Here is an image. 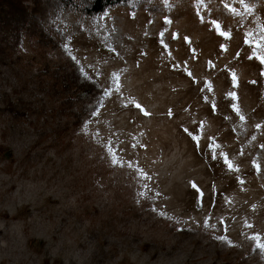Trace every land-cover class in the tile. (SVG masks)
<instances>
[{"label": "rangeland", "instance_id": "obj_1", "mask_svg": "<svg viewBox=\"0 0 264 264\" xmlns=\"http://www.w3.org/2000/svg\"><path fill=\"white\" fill-rule=\"evenodd\" d=\"M45 26L51 56L109 94L60 143L59 116L16 120L2 101L38 108L46 84L0 65V264H264V0L78 5Z\"/></svg>", "mask_w": 264, "mask_h": 264}, {"label": "trees", "instance_id": "obj_2", "mask_svg": "<svg viewBox=\"0 0 264 264\" xmlns=\"http://www.w3.org/2000/svg\"><path fill=\"white\" fill-rule=\"evenodd\" d=\"M127 0H0V65L17 64L18 70L23 63L31 78L38 86L46 84L42 94L46 97L43 105L35 107L31 101L24 100L16 89L14 99L12 93L3 95V102L10 108L8 111L16 120L23 118L27 112L34 121L44 118L60 117L62 123L55 130L57 138L64 142L62 134L69 129L70 124L77 126L83 118L89 116L84 111L83 104L94 98L102 97V91L91 81L79 84V71L76 63L70 57L63 55L52 57L53 39L46 33L45 23L51 14L59 8L80 6L83 13L93 15L102 13ZM27 41L34 51H24L23 42ZM16 69V66H15ZM40 90H43L40 88ZM50 104H47V103ZM101 101L99 102V104ZM76 106V107H75ZM37 108V109H35ZM35 115V117H33ZM70 138L68 141H71ZM67 141V142H68ZM58 142V141H57ZM62 146V147H61ZM64 145H59L64 149Z\"/></svg>", "mask_w": 264, "mask_h": 264}, {"label": "snow or ice", "instance_id": "obj_3", "mask_svg": "<svg viewBox=\"0 0 264 264\" xmlns=\"http://www.w3.org/2000/svg\"><path fill=\"white\" fill-rule=\"evenodd\" d=\"M200 2H201V0H197V3H198V4H199ZM165 23H170V21H168L167 19H165ZM212 24H213V25L219 30L220 25H219L215 20L212 21ZM160 35L163 36V33H161ZM218 35H219V36H222V37H225V38L227 39V38L229 37L230 34H229L227 31H218ZM175 36H176V34L174 33V34H173V38H175ZM245 37H246L245 40H244L245 45H250L251 42H250L249 39L247 38V34H245ZM185 39H186V42H187V38H185ZM251 46H252V47H255V48H260V45H258V44H257V45H251ZM220 47H221V49L226 50L224 44H221ZM239 55H240V53H237V56H239ZM72 58L75 59V57H72ZM247 58H248L249 60L253 59V54H249V55L247 56ZM255 58H256L261 64H264V54L257 55V56H255ZM261 75L264 76V72H261ZM116 81H117V87H118V78H116ZM250 83H255V81H250ZM232 84H233V87L238 86L237 83H236V77H235V74L232 75ZM108 94H109V91H108L107 89H105L104 92H103V95L107 96ZM228 95H229L230 97H232L233 100L236 99V93H235V92H229ZM136 107H137V108H140V110H141L145 115H148V113L145 112V111L143 110V108H142L139 104H136ZM213 107H215V106H213ZM233 107H235V105H233ZM169 115H171V112L169 113ZM240 119L243 120L244 117L241 116ZM256 127L259 128L260 125H257ZM184 131H185V132H188V129H184ZM188 134H189L190 136L192 135L191 132H188ZM193 139H197V138H196L195 136H193ZM109 152H110V153L112 152L111 148H109ZM221 155H224V154L221 153ZM212 158H213V159H216V156L213 155ZM112 162H113L114 164L117 163V159H116V155H115V153H112ZM224 162H225V164H227V166H228V168H229L230 170L233 168L232 164L228 162L227 157H225ZM237 171H238V169H237ZM139 175H140L142 178H148V179H150V177H147V176L143 173L142 170L139 171ZM238 182H239V183H243V181H242V180H239V178H238ZM190 183H192V187H193V188H196V185H195L194 182H190ZM141 195H142V194H141ZM201 195H202V194H201ZM216 238L219 239V240H224V239H225V237H222V236H221V237H216ZM250 239H254V240H256V241H257V248H258L259 250L264 251V243L259 242V239H260V238H259L258 236L250 237Z\"/></svg>", "mask_w": 264, "mask_h": 264}]
</instances>
